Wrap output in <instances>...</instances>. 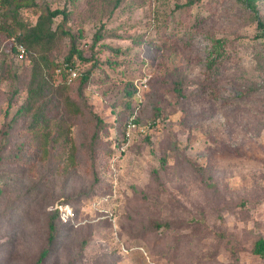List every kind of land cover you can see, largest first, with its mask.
Returning <instances> with one entry per match:
<instances>
[{"label": "rangeland", "instance_id": "1", "mask_svg": "<svg viewBox=\"0 0 264 264\" xmlns=\"http://www.w3.org/2000/svg\"><path fill=\"white\" fill-rule=\"evenodd\" d=\"M186 1L21 0L28 24L45 6L70 9L74 45L99 63L82 96L79 79L67 84L82 108L64 114L73 150L51 141L55 119L28 134L30 59L7 50L0 5V264H37L54 209L42 264H264L252 253L264 237V32L243 0ZM129 117L139 131L126 141Z\"/></svg>", "mask_w": 264, "mask_h": 264}, {"label": "trees", "instance_id": "2", "mask_svg": "<svg viewBox=\"0 0 264 264\" xmlns=\"http://www.w3.org/2000/svg\"><path fill=\"white\" fill-rule=\"evenodd\" d=\"M197 1L200 0H187L186 7L191 8ZM243 1L253 11L257 28L264 32V22L258 16L255 5L256 0ZM20 2L21 0H0V5L7 9L5 14L11 19V26L7 25L4 29L6 36L9 39L13 38L16 43L22 44L26 49L27 59H30L29 80L26 87L25 99L19 107L20 116L30 118L27 131L35 139L41 138L39 130L45 129L48 131L55 119V131L51 141L57 142L59 137L63 138L66 142L64 146L73 150V141L71 137H67V134H70V129L66 130V117L64 114L75 116L81 113L82 108L75 100L70 98L67 84L79 79L80 83L77 92L82 96V89L91 76V68L97 67L99 63H97V60L94 59L90 52L86 54L83 49L74 45L75 36L70 32L69 28H65V23L69 20L71 13L70 9L66 6L63 8L45 6L44 11L37 16L34 24H28L23 19L18 18V11L22 8ZM114 6L116 7V4ZM103 30L102 27L95 33L94 42L103 38ZM66 36L73 38H71L67 55L59 64L52 61L49 57L58 47L59 42ZM7 50H11L12 56L14 55L13 59L16 58V51L13 45ZM87 66L89 68L83 69ZM81 68L84 71L80 73ZM56 71L61 73L59 79L55 77ZM73 71H78V73L75 77L71 78ZM134 93L135 91H127V96L130 98L127 103L128 108L130 107V102H136L135 100L133 102ZM133 108L134 105L132 106L131 113L134 111ZM125 126L126 124L124 125V132ZM46 134H43L45 138L47 137ZM45 138L42 139L44 143ZM39 146L45 154L46 147H43L41 144ZM55 219H60L57 209L53 210L52 216L47 223V246L40 251L37 264H42L51 252V245L56 239ZM252 253L256 256L264 257V237H259L254 241Z\"/></svg>", "mask_w": 264, "mask_h": 264}, {"label": "built area", "instance_id": "3", "mask_svg": "<svg viewBox=\"0 0 264 264\" xmlns=\"http://www.w3.org/2000/svg\"><path fill=\"white\" fill-rule=\"evenodd\" d=\"M10 39H11L12 45L14 46V49L16 51V58L19 60H26L27 59V56H26L27 53H26L25 47L22 44L16 43L13 38H10ZM76 74L77 73L75 71H73L71 73L72 77H75ZM137 90L138 91L136 92L134 99L137 102H140L141 101V92H140V88L138 86H137ZM127 120L128 121L126 122V126H125L124 139L126 141H130V139H132V137H133L134 131L137 132V131H139V129L137 128V124H136L135 119L133 117H129Z\"/></svg>", "mask_w": 264, "mask_h": 264}]
</instances>
